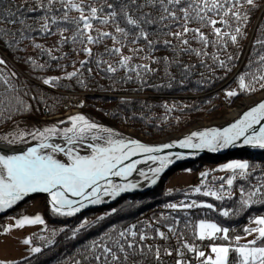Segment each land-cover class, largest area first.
I'll return each mask as SVG.
<instances>
[{
    "label": "snow or ice",
    "instance_id": "snow-or-ice-1",
    "mask_svg": "<svg viewBox=\"0 0 264 264\" xmlns=\"http://www.w3.org/2000/svg\"><path fill=\"white\" fill-rule=\"evenodd\" d=\"M4 3L5 0H0V41L9 50H14L23 40L31 39L32 32H39L44 36L58 37L57 51L67 44L80 45L79 49L73 48V51L77 55L83 53L88 59L78 61L79 68L75 67L77 62L73 61V71H65L63 77L45 78L42 82L56 86L61 79L76 78L77 83L85 88L88 84L81 78V70L90 62L114 82L115 74L123 70L121 81L138 83V90L145 87L171 89L174 85L183 86L189 82L197 64L183 62L182 56L195 57L200 67L210 71L215 67L230 72L239 56L228 51L229 45L239 47L255 12L261 11L264 15V0H21L20 3L9 0L7 6H3ZM36 13L39 14L33 15ZM30 19L33 23H28ZM259 30L264 36V21L260 23ZM257 45L262 51L255 62L256 70H246L237 77L240 92L264 90V38L258 36L253 47ZM33 47L42 50L52 61L67 57V54L58 57L52 49H45L39 43H33ZM93 47L102 48V51L94 52ZM210 48L215 51L210 52ZM161 51L168 54L156 55ZM206 60H211L212 65L207 64ZM24 62L30 63L33 68L46 67L45 64H37L31 57ZM252 63L250 61L249 65ZM0 66L7 67L3 56H0ZM87 72L91 75L93 69L88 67ZM158 73L162 74L166 83L149 84L147 77ZM201 76L198 83L207 82L203 73ZM16 77L15 72L0 70V85L5 86L3 94H0V117L10 119L11 113L31 111L32 106L21 97L12 82V78ZM238 94L236 90H227L225 93L229 98ZM162 107L170 112L176 105L165 103ZM68 120L71 121L70 127L52 125L30 132L17 129L7 136H0V141L7 145L28 143V136L38 141L34 146L19 152L0 154V212L11 208L31 193H47L51 197L53 213L74 216L89 204L103 203L104 197L115 199L121 193L139 186L138 182L132 181L114 183L113 177L127 180L138 171L139 176L155 184V177L172 162L169 156L152 155L163 149L178 146L216 152L236 146V142L241 139L243 145L264 149V124L261 123L264 121V100L222 130L211 128L194 131L179 141L158 147L138 139L124 138L112 128L92 122L81 114L71 116ZM257 125H260L258 129ZM57 138L63 143L54 142ZM3 152L4 149L0 148V153ZM140 154H147L146 161L159 163L158 167L149 169L151 176L145 170L137 169L141 161L132 158ZM176 155L180 158L179 153ZM259 167L247 160H233L219 168V171L229 173L226 177L212 178L213 182L219 181L218 187H209L202 180L201 186L195 187L193 191L201 193L202 187H205L207 190L202 192L203 196L223 201L226 196L231 198L237 181H247L248 186L239 185L241 208L264 205V174L255 178L256 183H251L253 172ZM208 176V172L201 173L202 178ZM163 207L172 212L183 211L185 216V210L193 208L216 210L213 204L198 203L196 200L167 203ZM114 212L115 208L108 215ZM220 215L229 217L230 211L221 210ZM104 219V216L98 217L97 223ZM88 223L87 220L81 223L73 230L72 237L75 238ZM181 223L178 217L161 213L151 221L134 223L119 230L112 227L86 245L80 254L81 258L73 259L72 264H165V257L171 258L172 264H264V215L253 217L251 224L254 226L245 227V236L237 235L234 241L228 227L209 219H200L195 223L193 235L201 242L211 241L205 245L210 249V254L187 238V233L178 227ZM183 224L187 229L192 222L185 221ZM30 225L46 228L45 220L37 214L15 219L14 224L5 226L3 231L9 233L13 228L22 229ZM51 235L55 237L57 232L53 230ZM38 239L46 241L45 248L55 243L44 236ZM157 239L164 243H156ZM241 239H245L246 243L240 244ZM172 240L176 241L175 245L168 243ZM217 240L224 243H216ZM21 243L27 246L29 256L43 251L42 247L34 245L31 236L24 238ZM189 254L194 255L195 262ZM233 254L235 259L230 258ZM23 259L27 260L28 257ZM0 264H20V261L0 259Z\"/></svg>",
    "mask_w": 264,
    "mask_h": 264
},
{
    "label": "trees",
    "instance_id": "trees-1",
    "mask_svg": "<svg viewBox=\"0 0 264 264\" xmlns=\"http://www.w3.org/2000/svg\"><path fill=\"white\" fill-rule=\"evenodd\" d=\"M8 2L9 0H5L3 6H7ZM15 2L20 3L21 0H15ZM262 21H264L262 12H255L250 24L245 29L247 35L241 40L239 47L229 45L228 51L234 56H239V59L234 61L235 66L232 67L230 72L226 73L225 70L215 67L210 71L205 67H200L195 57L182 56L183 62L197 64V67L193 69L189 82H186L183 86L174 85L171 89L166 87H145L143 90H138V83H124L121 81V77L124 76L123 70L115 74L114 82L113 79L106 78L105 73L98 71L95 64L91 62L81 70L83 73L81 78L88 84L87 88L78 84L76 78L72 80L61 79L56 86L45 85L40 83V81L52 76L63 77L65 71L74 70L71 66L73 61L77 62L75 67L79 68L78 61L88 59L83 53L77 55L73 51V48L79 49L80 45L67 44L60 51H57L56 49L59 47L57 43L58 37L55 35L44 36L39 32H32V38L23 40L19 44L18 49L14 50H9L5 43L0 41V49L3 51V54L0 52V56H3L7 61V67L0 66V70L5 73L15 72L17 74L16 78H12V82L19 90L21 97L32 106L29 112L11 113L10 119L6 116L0 117V128L11 127L21 120L45 121L54 123L60 128L70 127L68 117L71 113H65V111L68 107L73 106H77L79 113L90 121L104 127H110L122 135L135 137L145 142L172 136L203 121L223 125L235 118V116L224 118L225 106L231 107L245 98L257 97L246 104L245 108H247L264 96V90H258L253 93L240 92L237 82V77L246 70H256L255 62L258 61V53L262 50L259 45L254 48L253 43L258 36L264 38L259 30V25ZM28 23H33V21L30 19ZM33 43H39L45 49H52L53 54L58 57L62 54H67V57L59 61H52L42 50L34 48ZM107 43L111 46L110 41ZM93 51L98 53L102 51V48L93 47ZM209 51L212 52L215 49L210 48ZM167 54V52L162 51L156 53V55L160 56ZM28 57L35 60L37 64H45L46 67L43 69L33 68L30 63L24 62ZM105 58L108 59V57ZM250 61H253L251 65H249ZM206 63L212 65L211 60H206ZM60 65L65 67L61 68ZM88 67L93 69L91 75L87 72ZM201 73H203V78L207 80L203 84L198 83L202 79ZM177 75L179 78L178 73ZM147 79L149 84L153 85L166 83L160 73L151 75ZM4 87V85H0V94H3ZM227 90H236L239 94L229 98L225 95ZM25 92H27V95H25ZM81 92H83V95L78 96ZM71 94L77 95L80 100L78 103L70 102L69 106L66 107L65 103L70 101L69 95ZM123 94H131L132 96ZM122 101H127V103H122ZM165 103L169 106L174 104L176 107L170 112L166 111L162 107ZM60 121L65 123L59 124ZM233 157L247 158L250 164L260 165L253 172L251 183H256L255 178L264 174V149L246 151L242 154L237 153ZM217 161V157L198 159L184 168L197 169L201 168L203 163H214ZM208 173L209 176L206 179H198V182H196L198 186H201V182L204 180L205 185L214 188L218 187L219 181L213 182L212 178L226 177L229 174L226 172L219 173L218 171ZM168 176V174H163L154 187L147 192L139 193L135 196L128 194L115 204H106L104 207H94L80 211L71 217L59 216L53 213L44 203L42 196L23 201L4 215H19L25 212L33 200L38 199L40 200V209L46 228L44 226L42 229L33 231L30 234L33 237L34 245L42 247L43 251L32 256L27 254L16 259V261H20V264H72L73 259L79 260L81 258V252L93 239H98L100 235L105 231H110L112 227H116L118 230L122 228L129 214L139 213L154 203L175 199L183 195L196 198L198 203H211L216 209L213 211L207 208H193L186 210L187 216H185L183 211L171 214L181 219L182 223L178 227L185 231L189 237L200 243V245L210 243L207 240L201 242L194 238L195 223L200 219H209L223 227H228L230 229L229 235L233 238L235 235L245 234L243 229L249 227L247 223L255 215H264V205L262 204L252 205L246 209L241 208L239 203V185L248 186L247 181H237L231 198L226 196L223 201H218L211 196L205 197L202 195V192L207 190L205 187H202L201 193L190 191L194 185H177L165 189V182ZM169 192L170 194H168ZM145 197L151 199L148 204H136V201ZM113 208L116 209V212L108 215ZM225 209L230 211L229 217L220 215V211ZM3 216H0V228L4 227ZM91 216L93 218H90ZM100 216H104L105 219L97 223V219ZM85 217L90 218L89 223L73 238V230L80 226L78 225L79 220ZM185 221L192 222L187 229L184 228L183 222ZM61 228L64 229L63 232L60 231ZM53 230L57 232L55 237L51 235ZM39 236L53 239L55 243L45 248L44 244L46 241L38 239ZM217 242L224 243L221 240H217ZM24 257H28V259L24 260ZM230 258L235 259V254Z\"/></svg>",
    "mask_w": 264,
    "mask_h": 264
},
{
    "label": "rangeland",
    "instance_id": "rangeland-1",
    "mask_svg": "<svg viewBox=\"0 0 264 264\" xmlns=\"http://www.w3.org/2000/svg\"><path fill=\"white\" fill-rule=\"evenodd\" d=\"M40 83H43V82L40 81ZM82 95H83V92L78 94V96H82ZM123 95L132 96L131 94L130 95L129 94H123ZM78 96L75 95V94L69 95V100L70 101H67L65 103V106L68 107L70 102L78 103L79 100H80V97H78ZM256 98L257 97L245 98L244 100H241L240 102H238L234 106H231V107H226L225 106V109H226L225 111L226 112L224 114V118L230 117L228 115H230V114L232 115L233 112H235V110L237 111V114L235 115V117H236L238 114H240L241 112H243L245 109L248 108V107L247 108H245V107H246V104L249 101H252V100H254ZM262 98H260V99H262ZM259 100H257V101H259ZM65 113H71L69 115V117L77 115V114H80L79 111H78L77 106L68 107L67 110L65 111ZM211 124H215V123H209L208 121H203L202 123H200V124H198L196 126H191V127H202V126H207V125H211ZM52 125H55V124L54 123H48V122H45V121H38L37 122V121H31V120H21L19 122H16L11 127L0 128V136H7L9 133L17 131V129L24 130L25 132H30V131H32L34 129H43L44 127H48V126H52ZM70 125H71V121H70ZM191 127H188L185 130H183V131H186V130L190 129ZM183 131H181V132H183ZM181 132L176 133L175 135L180 134ZM122 136H126V135H122ZM9 138L11 139L10 136H9ZM26 140L28 141V143H17V144H14V145L29 144V143L38 142V141L32 140L31 136L26 137ZM233 156L234 155L231 154V155H229L228 158L220 159V160H218L217 162H214V163H203L201 168H197V169L184 168L185 166L180 168V169H177V170H175V171H173V172L168 174L169 176H168V178H167V180L165 182V189H169V188H171L173 186H177V185H189V186L194 185L191 188V190H190L192 192L193 189L195 188V186H198L196 184V182H198V179L202 178L201 177V173H203V172H213V171H218L219 173H222V171H219V168L223 164L229 163V162H231L233 160H247V161H249L247 158H242V157H235L234 158ZM60 158H63V157H60ZM189 165H187V166H189ZM190 197H192V196H190ZM33 198H35V197H33ZM178 198H175V199H178ZM192 198H194V197H192ZM150 200H151L150 198L145 197L143 199H139L138 201H136V204L137 205H140V204L145 205V204H148L150 202ZM171 200H174V199H171ZM43 201H44V199H43ZM155 204L156 203H154L152 206H148V207L144 208L139 213H136V214L131 213V214H129L126 217V222H124L123 227L131 225V224H134V223H138V222L154 220L156 216L160 215V213L159 212H157V213L156 212L147 213V210L149 208H152ZM37 214H39L42 217V213H41V209H40V200L35 199V200H33L30 203V206L25 210V212H23V213H21L19 215H4V216L2 215L3 216L2 221H3L4 227H5V226H7L9 224H14L15 219L20 218L23 215L34 216V215H37ZM255 216H257V215H255ZM90 218H93V217L91 216ZM90 218H86L85 217V218L80 219L78 225L83 223L85 220L89 221ZM251 220L248 221V223H247V225L249 227L254 226V225L251 224ZM4 227L0 228V232H2V233H0V242H1L0 243V258L1 259H7V260H14L18 256H21L23 254H26V255L28 254V252L26 251V247L27 246L23 245L21 243V241L24 238L29 237L31 232L37 231L39 229H42L44 226H42V225H30V226H25L22 229L13 228V230L11 232H9V233H4V231H3ZM162 230L166 231V229H164V228H162ZM235 236H237V235H235ZM235 236L233 237V241H234ZM239 236L244 237L245 234H241ZM187 238L191 242L195 243L200 248L204 247L205 245H208V243H206L205 245H200V243L196 242L193 238L189 237L188 235H187ZM252 238L253 237H247V239H252ZM156 243H158V242L156 241ZM210 243H211V241H210ZM216 243H223V242H217L216 241ZM239 243L240 244H244V243H246V240L245 239H241L239 241ZM208 253L210 254V249H209ZM19 254H21V255H19Z\"/></svg>",
    "mask_w": 264,
    "mask_h": 264
},
{
    "label": "water",
    "instance_id": "water-1",
    "mask_svg": "<svg viewBox=\"0 0 264 264\" xmlns=\"http://www.w3.org/2000/svg\"><path fill=\"white\" fill-rule=\"evenodd\" d=\"M261 100H264V97L262 99H260L259 101L255 102L254 104H252L251 106H249L247 109H245L243 112H241L240 114H238L233 120L223 124V125H216V124H211V125H207L204 126L207 129H211V128H218V129H223L225 127H228L230 124L235 123L238 119H240L244 112L248 111L251 107L256 106V104L258 102H260ZM262 124H264V121L261 122ZM260 125H257L256 128L258 129ZM185 132V131H183ZM183 133L181 132L180 134L177 135H172L167 136V137H163L160 138L157 141H151V142H145L142 141L138 138L135 137H129V136H123L124 138H128V139H138L140 140L142 143H146L150 146H160L164 143H172L174 141H179L181 139L184 138V136H182ZM38 142H34V143H29V144H20V145H11V146H15L18 149H26V147L28 146H34L35 144H37ZM255 150H263V149H259V148H253L250 145H243L242 143V139L240 141L236 142V146H229L227 148L221 149L219 151L216 152H211L208 151L207 149L204 150H199V149H187V148H180V147H173V148H169V149H163L161 152L159 153H152V155H157V156H169L171 159V163L161 172L159 173V175L157 177H155L156 182L158 181V179L163 175V174H169L177 169H180L184 166H187L189 164H191L194 161H197L198 159H207L209 157H217L218 160L220 159H225L228 158L229 155H235L237 153H244L246 151H255ZM177 153L180 154V158H177ZM147 154H140L138 156L133 157L132 159L134 160H140L141 163L137 165V169H146V172H148V175L151 176V172L149 171L150 168H154V167H158L159 163L155 162L153 163L152 161H146L145 160V156ZM128 161H126L127 163ZM113 182L114 183H118V184H123V183H127L128 181H132V182H138L139 186L136 189H133L131 191L128 192H124L121 193L119 196H117L115 199H112L111 197H104V202L98 205H91L89 204L86 208L82 209L81 211H85L87 209H92L94 207H104L106 204H115L118 200L126 197L128 194H132L133 196L139 194V193H143V192H147L150 189H152L154 187V185L156 184H151L150 180H145L143 177L139 176V172H134L132 174V176L128 177L127 180L121 178V177H113ZM38 196H42L44 199V203L50 208L52 209L51 206V197L47 194V193H31L28 196H26L23 200L17 202L15 205H13L11 208L4 210L3 212H0V216L6 214L8 211H10L11 209H13L15 206H17L18 204L22 203L23 201L29 199V198H33V197H38ZM87 203V202H85Z\"/></svg>",
    "mask_w": 264,
    "mask_h": 264
},
{
    "label": "built area",
    "instance_id": "built-area-1",
    "mask_svg": "<svg viewBox=\"0 0 264 264\" xmlns=\"http://www.w3.org/2000/svg\"><path fill=\"white\" fill-rule=\"evenodd\" d=\"M0 52L3 54V51H1V49H0ZM192 200H196V199L190 197L189 195H183V196L179 197L178 199L165 200V201H162V202H158L152 208H149L147 210V213H149V212H156V213L159 212L160 214L163 213L164 215L173 214L175 212H172L171 210H167L163 206L165 204H167V203H180L181 201H184L185 203H189ZM157 242L158 243H164V242L159 241L158 239H157ZM168 243H171V244L175 245L176 241L175 240H172V241H169ZM201 249L204 250L206 253H208V251H209V248H207L205 246L204 247H201ZM189 256L195 262L194 255L193 254H189ZM164 259H165V264H172V259L171 258L165 257Z\"/></svg>",
    "mask_w": 264,
    "mask_h": 264
},
{
    "label": "bare ground",
    "instance_id": "bare-ground-1",
    "mask_svg": "<svg viewBox=\"0 0 264 264\" xmlns=\"http://www.w3.org/2000/svg\"><path fill=\"white\" fill-rule=\"evenodd\" d=\"M236 114H237V111L235 110V112H233L232 115L230 114L228 116L234 117ZM205 129H207V128L204 127V126H202V127H191L190 129L186 130L185 132H182L183 133L182 136L186 137V136L190 135L194 131H204ZM54 142L63 143V141L60 138H57ZM0 148L4 149V152L0 153V154H12L13 152H19V151L23 150V149H18L15 146L7 145L5 142H2V141H0ZM143 170L146 171V169H143Z\"/></svg>",
    "mask_w": 264,
    "mask_h": 264
},
{
    "label": "crops",
    "instance_id": "crops-1",
    "mask_svg": "<svg viewBox=\"0 0 264 264\" xmlns=\"http://www.w3.org/2000/svg\"><path fill=\"white\" fill-rule=\"evenodd\" d=\"M0 233H2V232H0ZM1 243V242H0ZM19 255H21V254H19ZM24 255H26V254H23V255H21V256H18L17 258H15L14 260H16V259H18V258H20V257H22V256H24ZM1 259V258H0ZM7 260V259H6Z\"/></svg>",
    "mask_w": 264,
    "mask_h": 264
}]
</instances>
